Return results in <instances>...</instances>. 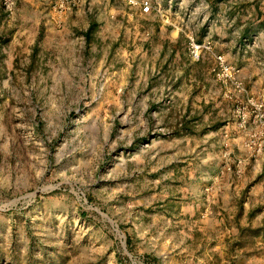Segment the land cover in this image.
I'll return each instance as SVG.
<instances>
[{"label":"rangeland","instance_id":"374dc122","mask_svg":"<svg viewBox=\"0 0 264 264\" xmlns=\"http://www.w3.org/2000/svg\"><path fill=\"white\" fill-rule=\"evenodd\" d=\"M0 264H264V0H0Z\"/></svg>","mask_w":264,"mask_h":264},{"label":"built area","instance_id":"2783aa9c","mask_svg":"<svg viewBox=\"0 0 264 264\" xmlns=\"http://www.w3.org/2000/svg\"><path fill=\"white\" fill-rule=\"evenodd\" d=\"M141 10H142V13H144V14H146L150 11V5H149L148 1H144L141 3ZM253 148H256V152H258L261 150L262 145H261V143L253 145Z\"/></svg>","mask_w":264,"mask_h":264}]
</instances>
